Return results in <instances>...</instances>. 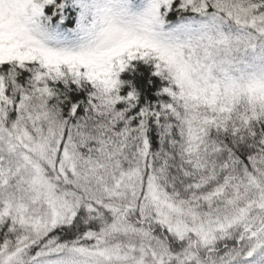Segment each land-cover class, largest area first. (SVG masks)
<instances>
[{
	"label": "snow or ice",
	"instance_id": "1",
	"mask_svg": "<svg viewBox=\"0 0 264 264\" xmlns=\"http://www.w3.org/2000/svg\"><path fill=\"white\" fill-rule=\"evenodd\" d=\"M0 264H264V0H0Z\"/></svg>",
	"mask_w": 264,
	"mask_h": 264
}]
</instances>
